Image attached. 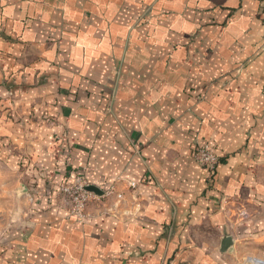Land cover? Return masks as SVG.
<instances>
[{
    "label": "crops",
    "instance_id": "0c3cea01",
    "mask_svg": "<svg viewBox=\"0 0 264 264\" xmlns=\"http://www.w3.org/2000/svg\"><path fill=\"white\" fill-rule=\"evenodd\" d=\"M204 143L220 157L213 183L195 160ZM2 156L54 175L67 161L102 189L141 183L83 217L39 190L0 264H251L264 245V0H0Z\"/></svg>",
    "mask_w": 264,
    "mask_h": 264
},
{
    "label": "rangeland",
    "instance_id": "374dc122",
    "mask_svg": "<svg viewBox=\"0 0 264 264\" xmlns=\"http://www.w3.org/2000/svg\"><path fill=\"white\" fill-rule=\"evenodd\" d=\"M56 151L59 154L64 153L61 147H57ZM3 157L0 158V258L8 247L20 239L21 232H26L32 226V211L40 209L43 204V201L38 199L39 190H44L43 196H46V203L50 208L53 206L67 208L70 216L75 217H83L85 214L97 211L107 200L115 201L113 198H95L92 193L91 199L84 204L82 212H75L80 208L81 202L75 200L69 192L63 191V188L65 183L74 185L79 171L72 168L67 161H64V171H57L54 175L47 174V171L31 158L20 159L18 166L15 163L10 165ZM55 176L63 178H55ZM40 182H44L45 185L41 186ZM24 187L27 188V192L24 191ZM261 248H264V245L256 248L252 257L261 258Z\"/></svg>",
    "mask_w": 264,
    "mask_h": 264
},
{
    "label": "built area",
    "instance_id": "2783aa9c",
    "mask_svg": "<svg viewBox=\"0 0 264 264\" xmlns=\"http://www.w3.org/2000/svg\"><path fill=\"white\" fill-rule=\"evenodd\" d=\"M195 160L196 162L204 167L208 173V180L209 182L213 183L214 177L216 175L217 166L220 161L219 155L215 152V150L207 143L198 144L195 149ZM77 181L74 185H70L65 183L66 185L63 188V191L69 192L75 200H79L81 202V206L78 211L75 212H82L84 204L91 199L90 192L85 190V187L91 185L88 183L85 174L82 172L77 173ZM141 182L135 180H116L108 189H102L104 194L102 196H97L95 194L94 197L101 199V198H113V199H123L127 192L135 191L138 189ZM121 184H125L124 188H121ZM86 215V214H85ZM83 215V216H85ZM239 218L244 221L248 214L244 210H240L238 212ZM248 260L251 264H264V259L260 257H248Z\"/></svg>",
    "mask_w": 264,
    "mask_h": 264
},
{
    "label": "water",
    "instance_id": "95a60500",
    "mask_svg": "<svg viewBox=\"0 0 264 264\" xmlns=\"http://www.w3.org/2000/svg\"><path fill=\"white\" fill-rule=\"evenodd\" d=\"M85 190L97 196H102L104 194V191L99 186L93 184L86 186ZM24 191H28L26 187H24ZM232 244L233 239L231 237H225L222 241V250H227L230 246H232Z\"/></svg>",
    "mask_w": 264,
    "mask_h": 264
}]
</instances>
